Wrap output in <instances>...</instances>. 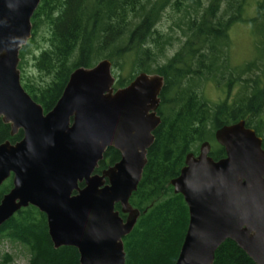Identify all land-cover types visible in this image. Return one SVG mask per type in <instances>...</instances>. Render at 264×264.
Wrapping results in <instances>:
<instances>
[{
	"label": "water",
	"instance_id": "obj_1",
	"mask_svg": "<svg viewBox=\"0 0 264 264\" xmlns=\"http://www.w3.org/2000/svg\"><path fill=\"white\" fill-rule=\"evenodd\" d=\"M38 3L0 0V119L10 135L22 132L15 142H0V185L11 176L0 198V225L32 205L45 215L53 247L76 248L78 264H124L122 238L140 214L129 197L161 122L157 107L164 79L140 71L114 88L111 61L102 58L74 68L44 112L22 87L18 69ZM213 136L224 156L214 159L203 140L169 180L188 210L173 264H212L227 239L254 264H264L262 139L243 119L217 127ZM107 148L117 150L119 159L97 173Z\"/></svg>",
	"mask_w": 264,
	"mask_h": 264
},
{
	"label": "trees",
	"instance_id": "obj_2",
	"mask_svg": "<svg viewBox=\"0 0 264 264\" xmlns=\"http://www.w3.org/2000/svg\"><path fill=\"white\" fill-rule=\"evenodd\" d=\"M169 1L39 0L30 19L31 36L41 27L45 28L47 36V47L40 48L34 55L39 81L20 75L22 87L44 112L55 104L74 68L90 67L102 58H108L118 71L125 67L121 62L127 63L128 75L115 78L114 88L125 86L140 71L163 76L157 107L161 122L153 131L154 140L146 151L141 178L129 197V203L138 208L140 214L131 231L122 238L124 264L174 263L186 231L188 210L182 195L173 192L169 180L178 174L187 152L197 153L195 145L207 140L209 154L214 159L224 156L223 148L214 139V130L243 119L245 125L261 137L264 148V87L260 85V77L247 79L250 84H241L232 101L225 98L212 103L204 94L207 80L219 82V77L228 74L224 83L228 96L237 82L236 75L255 63L235 69L227 64L228 30L242 19L249 0H225L223 11L221 0H210L200 12H197L199 0H191V3L171 0L183 6L179 22L185 26L186 41L153 72L141 63L142 54L148 57L147 44L154 39L155 18L160 7ZM251 19L260 25L264 50V0L257 3ZM29 43L28 39L21 46L19 59L23 58ZM129 58H132L131 63ZM20 66L21 61L18 69ZM198 86L202 92L196 89ZM21 136V130L10 135L9 124L0 119V142H15ZM118 159L119 152L107 148L95 172L99 173ZM10 187L11 176L1 184L0 198ZM114 208L124 217L119 204ZM4 237L26 248L30 264H78L76 248L53 247L45 215L32 205L20 208L0 225V238ZM212 264L254 262L227 239L215 250Z\"/></svg>",
	"mask_w": 264,
	"mask_h": 264
},
{
	"label": "rangeland",
	"instance_id": "obj_3",
	"mask_svg": "<svg viewBox=\"0 0 264 264\" xmlns=\"http://www.w3.org/2000/svg\"><path fill=\"white\" fill-rule=\"evenodd\" d=\"M209 1L210 0H199L200 7H198L197 12L202 11V7L208 5ZM221 1L220 9L223 11L225 8V0ZM259 1L260 0H249L248 5L242 12V19L235 21L228 30L229 43L227 48V64L235 69L243 65L245 66V64L249 62L255 63H253V67L244 71V73L236 75L237 82L231 87L228 96L226 95L227 89L225 91L224 86L228 74H226L224 78L219 77V82L212 79L207 80L208 84H204V94L209 102L213 103L225 98L232 101L238 93L240 85L245 83L250 84V78L256 76L258 78L260 77V85L264 87L262 31L259 28V23L256 24V22L251 19L255 14L256 6ZM185 2L191 3V0H186ZM177 5H179V8H177ZM182 7V5L176 4L170 0L168 3H164L158 10L154 21L155 31L152 33L154 39L147 44V48L150 49L147 53L148 57L142 54L143 58L141 61V63H144V66H148L149 70L153 72L158 66L166 63L167 59L182 47L186 41V37L184 36V31L186 30L185 26L179 22L182 15ZM45 33L46 30L43 27L36 30L35 34L29 38L30 43L25 49L23 58L19 59V62L21 61V66L19 68L20 75L22 74L33 81H39V74L34 67V55L39 52L40 48L47 47V36ZM128 60L129 63H131L132 58ZM121 63L125 66L122 71H118L113 65L111 66L112 74L116 79L120 76L126 77L128 75L126 61ZM137 71L138 70H136V72ZM240 79L249 80L244 82ZM196 89L202 92L200 86L196 87ZM262 116H264V101L262 105ZM195 146L198 147V144ZM29 258V252L22 244L5 237L0 238V264H30Z\"/></svg>",
	"mask_w": 264,
	"mask_h": 264
},
{
	"label": "flooded vegetation",
	"instance_id": "obj_4",
	"mask_svg": "<svg viewBox=\"0 0 264 264\" xmlns=\"http://www.w3.org/2000/svg\"><path fill=\"white\" fill-rule=\"evenodd\" d=\"M0 186H1V185H0ZM9 189H10V188H9ZM9 189H8V190H9ZM8 190H7V191H8ZM7 191H6V192H7ZM6 192H4V193H6ZM4 193H3V194H4ZM3 194H2V195H3Z\"/></svg>",
	"mask_w": 264,
	"mask_h": 264
}]
</instances>
